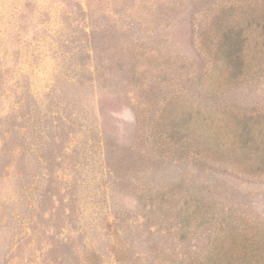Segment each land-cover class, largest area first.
<instances>
[{"label": "rangeland", "instance_id": "1", "mask_svg": "<svg viewBox=\"0 0 264 264\" xmlns=\"http://www.w3.org/2000/svg\"><path fill=\"white\" fill-rule=\"evenodd\" d=\"M0 264H264V0H0Z\"/></svg>", "mask_w": 264, "mask_h": 264}, {"label": "trees", "instance_id": "2", "mask_svg": "<svg viewBox=\"0 0 264 264\" xmlns=\"http://www.w3.org/2000/svg\"><path fill=\"white\" fill-rule=\"evenodd\" d=\"M231 56H232V55L229 53V54H228V59H229V60H231Z\"/></svg>", "mask_w": 264, "mask_h": 264}]
</instances>
